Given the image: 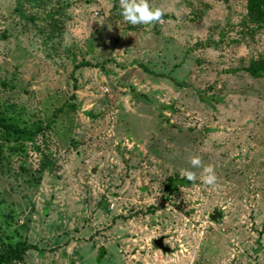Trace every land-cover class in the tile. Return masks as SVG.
I'll return each mask as SVG.
<instances>
[{"label": "rangeland", "instance_id": "rangeland-1", "mask_svg": "<svg viewBox=\"0 0 264 264\" xmlns=\"http://www.w3.org/2000/svg\"><path fill=\"white\" fill-rule=\"evenodd\" d=\"M148 2L169 17L0 0V253L30 244L6 264H264V74L242 69L264 23L246 0Z\"/></svg>", "mask_w": 264, "mask_h": 264}, {"label": "clouds", "instance_id": "clouds-1", "mask_svg": "<svg viewBox=\"0 0 264 264\" xmlns=\"http://www.w3.org/2000/svg\"><path fill=\"white\" fill-rule=\"evenodd\" d=\"M121 16L123 20L132 25H154L163 22L165 12L160 8H153L148 0H119ZM188 163L192 169H201V183L206 186H215L217 176L212 165H205L200 156L189 157ZM181 178L189 182H195L197 175L195 172L185 169ZM156 203V201H154Z\"/></svg>", "mask_w": 264, "mask_h": 264}, {"label": "trees", "instance_id": "trees-1", "mask_svg": "<svg viewBox=\"0 0 264 264\" xmlns=\"http://www.w3.org/2000/svg\"><path fill=\"white\" fill-rule=\"evenodd\" d=\"M246 14L251 21L264 23V0H246ZM242 69L248 72L251 76L264 74V58L253 60ZM1 125H3L6 129L13 130L14 132H30V130L25 131V129H19L4 122H2ZM187 182V180L182 179L177 175L167 176L164 183V189L170 193L177 189L178 184L183 185ZM6 246L5 253H0V264H6L10 261V259L20 260L24 250L27 247H30V244H21L17 242L16 244H6ZM103 254L104 248L100 246L95 256L96 264H101Z\"/></svg>", "mask_w": 264, "mask_h": 264}, {"label": "water", "instance_id": "water-1", "mask_svg": "<svg viewBox=\"0 0 264 264\" xmlns=\"http://www.w3.org/2000/svg\"><path fill=\"white\" fill-rule=\"evenodd\" d=\"M169 17V15L167 13L164 14V18L167 19ZM143 98H146L145 95L142 94ZM217 217V214H213L211 216V218L214 220ZM154 245L156 248L160 249L162 252H168L170 250V248L163 244L162 242V238L161 237H157L156 239H154Z\"/></svg>", "mask_w": 264, "mask_h": 264}]
</instances>
